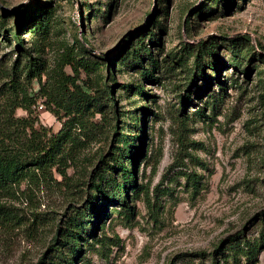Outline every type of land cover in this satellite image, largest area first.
Instances as JSON below:
<instances>
[{"label": "rangeland", "instance_id": "obj_1", "mask_svg": "<svg viewBox=\"0 0 264 264\" xmlns=\"http://www.w3.org/2000/svg\"><path fill=\"white\" fill-rule=\"evenodd\" d=\"M37 7L50 12L35 19L45 26H21L20 45L12 38L20 13ZM4 13L0 91L15 65L39 125L58 133L69 120L43 96L62 70L91 98L108 87L113 101L73 125L68 179L55 169L57 183L0 198L15 216L0 226V264L53 262L69 219L112 172L106 163L123 161L135 138L143 154L134 167L124 160L136 176L130 208L101 203L105 214L75 264H264V0H0ZM29 56L45 64L41 79H25Z\"/></svg>", "mask_w": 264, "mask_h": 264}, {"label": "trees", "instance_id": "obj_2", "mask_svg": "<svg viewBox=\"0 0 264 264\" xmlns=\"http://www.w3.org/2000/svg\"><path fill=\"white\" fill-rule=\"evenodd\" d=\"M40 9V10H39ZM32 15L25 18L29 12ZM27 12V13H26ZM49 15L47 9L37 7L35 9L27 8L20 13V20L16 24L17 28L12 38L23 45L24 41L21 38V28L25 25H32L30 30H42L45 26L42 19L36 18ZM23 13V14H22ZM25 13V14H24ZM22 14V15H21ZM10 17L8 13L0 16V32L5 27V21ZM26 19V20H25ZM4 25V26H3ZM22 26V27H21ZM7 30L4 31V36L7 35ZM9 39V38H6ZM231 47H235L237 42L235 39L229 41ZM208 44L204 43L200 46V54L197 55V60H200L203 49H206ZM234 53L238 51V47L233 49ZM145 57L152 63V67L157 66V60L153 57L151 51H145ZM27 58L25 79L38 77L41 79L42 71L45 70V64L41 63L39 58ZM141 55L136 57V64L145 73L147 81H153L154 71L147 69L144 65V59ZM68 65L71 63L68 62ZM100 68V64H96ZM200 72L199 62L196 64ZM217 77L219 73L216 70V65L210 64ZM87 67V66H86ZM43 69V70H41ZM248 74L249 70L244 71ZM21 71L14 65L10 71V84L8 87L0 91V198L15 194L22 185L31 187H41L43 185H53L57 183L53 176V171L59 173L63 179H68L67 169L71 158L70 147L74 145L75 138L72 135L73 125L83 124V112L89 110L90 107H95L99 112H103L105 107H108L109 102L113 101L112 93L108 87L98 89L97 98H91L88 94L81 91L75 81H71L69 76H66L62 70L53 79L54 84L51 88L49 82L44 84V97H53L57 109L64 112L63 117H69L68 121L63 123L62 129L58 133H51L46 127L39 125L38 118L33 115L31 107L35 104V95L29 93V89L19 80L17 74ZM201 75L206 77L204 71ZM23 76V75H22ZM53 76H49L52 79ZM21 78V77H20ZM69 81H71L69 83ZM70 88H74L73 91ZM190 90L195 89V95L202 96V91L196 84L195 80L190 81ZM2 90V89H1ZM141 93H144L141 89ZM189 101L186 98L183 103ZM23 109L27 112V117H18L17 111ZM145 113V112H144ZM57 115H60L57 113ZM59 119L62 120V117ZM79 120V121H78ZM138 138L128 141L129 151H125L122 155L123 161L114 160V165L110 166L106 163L108 169L112 170L107 177H104L102 182L94 185L96 194L93 199L87 202V206L76 211L68 221L65 229L64 240L60 245L54 243V257L49 264H75L79 254L82 251L81 243L86 237H93L97 230V221L101 220L105 214V210L101 209V203H124L129 207L127 185H134L136 182L135 172L126 167L124 160H130L133 167L137 163L139 157L143 154V143L140 140V146L137 145ZM136 154H134V151ZM122 177L123 180L119 181ZM104 199L101 201V199ZM15 219L12 208L0 205V226L11 225ZM95 220V221H94Z\"/></svg>", "mask_w": 264, "mask_h": 264}]
</instances>
